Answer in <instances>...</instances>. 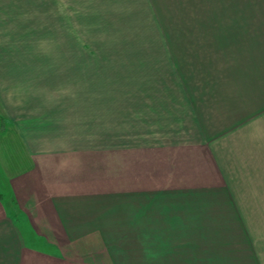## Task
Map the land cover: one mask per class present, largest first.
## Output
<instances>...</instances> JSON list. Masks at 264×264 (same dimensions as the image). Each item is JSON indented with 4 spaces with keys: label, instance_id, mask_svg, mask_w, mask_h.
Returning a JSON list of instances; mask_svg holds the SVG:
<instances>
[{
    "label": "crops",
    "instance_id": "obj_1",
    "mask_svg": "<svg viewBox=\"0 0 264 264\" xmlns=\"http://www.w3.org/2000/svg\"><path fill=\"white\" fill-rule=\"evenodd\" d=\"M200 2L151 0L199 12L185 90L60 91L0 36V264H264V0Z\"/></svg>",
    "mask_w": 264,
    "mask_h": 264
},
{
    "label": "rangeland",
    "instance_id": "obj_2",
    "mask_svg": "<svg viewBox=\"0 0 264 264\" xmlns=\"http://www.w3.org/2000/svg\"><path fill=\"white\" fill-rule=\"evenodd\" d=\"M2 2L0 36L43 62L42 74L54 76L57 90L186 88L169 84L179 75L175 44L199 42V12L175 28L151 0H5L12 2L5 9Z\"/></svg>",
    "mask_w": 264,
    "mask_h": 264
}]
</instances>
